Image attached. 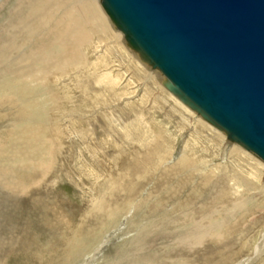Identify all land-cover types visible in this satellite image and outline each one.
I'll return each instance as SVG.
<instances>
[{"label":"rangeland","instance_id":"obj_1","mask_svg":"<svg viewBox=\"0 0 264 264\" xmlns=\"http://www.w3.org/2000/svg\"><path fill=\"white\" fill-rule=\"evenodd\" d=\"M20 1L22 0H0V89L3 90L4 87L13 84L12 87L17 86V93H20L16 96L19 103L14 99L13 102L9 101L0 105V143L4 142L9 134H17L22 127L20 125L27 123V119L34 116L33 118L39 121L38 123L42 125L43 130L46 131L47 126L48 131L46 132L49 134L50 143H52L53 162L49 169L50 172L48 171L46 176L42 178L45 182L43 184L40 182L38 186L34 184L26 191L7 190L2 186L3 183H0V262L4 264H44L47 259L43 262L42 258H47L48 254L44 251L46 255H43L42 258L33 256V251L37 246L32 244H44L43 246H45L49 243L53 245L56 241H59L58 236L63 227L62 222L58 219L62 216L67 221L69 220L71 228L82 223L81 227L85 230L86 226L84 224L88 220L87 212L94 205V194L97 192V187L103 180L102 178L115 179L117 176H123V174H126L125 170L131 168L133 160L134 165L139 159V157H136L137 143H133L129 139H125L128 143H125L124 139L119 140V136L123 135L117 128L108 125L106 118L118 112L128 113L132 117L134 112L132 103L136 102L141 95L147 96L146 102L148 101L147 108L143 109V113L152 107L154 114L162 120V113L167 112L171 105L167 102V97L164 96L166 94L164 88L159 84L161 83L159 80L161 76L154 74L153 69L151 70L149 67H142L143 64L136 61L131 48L133 44L126 37L125 31L122 35L111 27L105 35L100 37L95 35L81 47V52L85 57L82 66L69 67L60 76L50 78L47 86L50 90V96L53 95L51 97L52 108L48 110L50 103L47 102L36 105L38 107L27 105V109L30 110L27 112H31V114H26L23 117L20 113L21 106L29 98L24 93L28 91L36 93L37 98H43L40 99V102L46 101V99L42 95L43 85L41 82L37 79H28L25 75L26 68L23 62H18V59H20L19 54L24 53L28 45L24 43L21 47L17 46L15 50L11 46V40L14 37H18L20 40L22 37L25 38V30L22 31V26L26 22V17L24 11L19 7ZM29 21L34 28L41 24L37 20ZM12 26H18L21 32L15 34ZM50 29L48 25H44V29L38 28L31 36L32 41L30 43L33 44L34 40L41 35L44 44H48L53 38V32ZM151 66L156 69L157 73H161L154 63H151ZM99 72H106L112 78H117L118 85L113 92L105 91L106 93L104 92L103 96H100V99L98 98L96 101L92 99L96 88L87 79L89 74ZM20 91H24L23 95ZM30 95L33 96V93ZM152 100L153 102H151ZM127 102H131V104L125 106ZM197 111L201 113L199 110ZM147 114L149 115V113H144V116L148 117ZM201 116L211 120L204 113ZM196 117L191 121L188 120L190 121L189 126H186L183 134L187 136L195 133L199 141H202L200 148L182 150L180 142L183 138L181 135H178L174 142L161 136L160 139L163 143H157V145H161L159 152L163 156L158 162L185 153L184 155L187 156L190 165L195 167L196 171H190V166L185 168L187 170L174 179V182H180L176 192L167 195V197L151 195L149 198L150 200L154 199L153 202H147V205L140 204L138 201L145 198V194L152 189L155 174L161 167L158 166V168L155 164L154 171L146 176V181L143 180L139 190L133 193L134 202L130 204L128 198L124 201V204L117 205L118 207L121 205L118 208L119 211L116 212L117 214L114 213L112 219L108 218L102 224L93 221L94 224L100 225L97 226L96 234L91 235L86 252L92 255L103 241L107 246L101 254L102 257L97 258L96 262L93 261V264H109L114 257L125 256L131 252L138 257L151 259L149 263L153 264H180L183 259L179 257H182L186 251L193 250L190 246H194L195 250H199L203 244L208 243V240H213L214 244L212 245L214 246L224 244L227 247L219 249L215 264H264V175H260V172L257 171L259 168L253 162L234 150L232 145L234 143L238 144V142L232 141L227 132L225 141L205 137L204 131L199 126L197 127ZM37 120L34 121L37 122ZM172 121L174 124L177 119L172 118ZM149 123L151 124L149 128L154 134H161L157 125L150 121ZM198 124L202 125L201 123ZM104 125L108 127V130L103 127ZM167 142L170 144H167ZM240 146H244L243 149L247 148L244 144ZM248 150L251 151V149ZM257 156L263 160L259 154ZM112 160L117 161L120 172L118 170L108 172V165ZM213 166L218 167L225 183L222 196L221 190H219L208 200H215L214 205L226 201L225 205L230 207L232 206L231 202H235L237 197L244 196L249 208L238 212L237 217L230 214V218L237 221L232 230L229 228L225 241L222 235L205 236L204 240L199 238L196 245H188L184 240L193 235L199 236V233L194 232L191 229L193 225L187 223L186 218L180 216L181 211L188 210L185 207L186 204H181L179 208V205L177 207V205L171 203L176 199H178L177 201L188 200L191 202L189 206H194L191 215L195 220L208 213L213 206L206 207L204 211L200 209V204L195 205V203L199 201L198 199H206L210 192L205 191L203 195L201 191L197 193L196 186L194 187V193L190 190L193 189L192 182L199 174H205L207 181L216 180L217 175L212 170ZM36 174L35 171L31 174L32 180L37 177ZM258 177H261L263 182L257 180ZM243 179L251 183H248L249 189L234 193L233 182H243ZM158 190L161 193L165 192V189ZM254 190L257 191L253 192ZM135 204L136 207H134ZM216 208L221 210L219 216H215V221L218 223L222 221L221 218H226L228 211L221 208V205ZM186 228L188 229L187 232ZM54 229L59 232L56 233L57 230L54 231ZM221 229L217 232L219 233ZM138 235H141V237L138 238ZM13 236L16 240L13 239ZM18 236H22L26 240H23L22 243H30V252L12 254L15 250L1 247L4 240H7L6 238H12L17 242ZM200 240L202 243H200ZM140 244L143 245L144 251L142 249V252H137L139 248L136 246H140ZM186 245L188 246L185 247ZM59 251L60 249L57 252ZM62 253L61 251V255L53 259L60 260L63 264H86L82 260L85 256L82 253V256L73 257L71 263H67L66 256ZM193 255V253L187 254L185 258L189 259ZM47 262L50 264L49 259L45 264ZM197 263L203 264L204 258L203 260L199 259Z\"/></svg>","mask_w":264,"mask_h":264},{"label":"bare ground","instance_id":"obj_2","mask_svg":"<svg viewBox=\"0 0 264 264\" xmlns=\"http://www.w3.org/2000/svg\"><path fill=\"white\" fill-rule=\"evenodd\" d=\"M19 7H21L20 9L24 11L26 17V22L22 26V31L25 30V34L23 33L25 35V38L22 37V39L20 40L18 37H14L11 40V46L15 50L17 46L21 47L24 43L28 45L27 49H25V52L19 54L20 59H18V62H23V65L26 68L25 75L28 79H37L41 82V84L43 85L42 95L45 96L46 99V101L40 102V99L43 98H37L35 96L36 93L29 91L24 93V95L26 94L29 97L26 100L25 104L21 106L22 108L20 110L21 115L25 117L26 114H31V112H27L30 111L27 109V105L36 106L45 104V102H47L48 104L50 103L48 110L52 108L51 97L53 95L50 96V90L47 86L50 78L54 76H60V74L65 72L66 69L69 67L82 66L84 64L85 57L81 52V47L84 44L88 43L92 37H94L95 35H98L99 37L101 35H105L108 30L110 31L109 28L111 27L114 28L113 30L120 32L122 35H124V32L119 27L117 21L109 14L101 0H22L19 3ZM29 20H37L41 22V24L34 28ZM44 25H48L51 28L50 30L53 32V38L50 40V42L45 45L44 39L40 35V37H36L37 39L34 40L33 44L32 42L30 43V41H32L31 36L37 31L38 28L44 29ZM12 27L15 34L21 32V29L18 26ZM131 48L136 61L143 64L142 67H149L151 68V70L153 69L154 74L161 76V78H159L161 83L159 84L165 90L164 93L166 94H164V96L167 97V102H169V104L171 105L170 109H168L167 112L165 111V113H162L163 120L154 114V109L152 107L148 108L151 110V112L150 110H148L149 112H144L145 114L149 113V115L147 114L148 117H146L144 116L143 109L147 108L148 105V101L146 102L147 96L141 95L136 102L134 101L132 103V107L134 110L132 117H130L128 113L124 114L125 112H118L117 114H113L109 118H106V122L108 123V125L117 128L121 135H123L119 136V140L124 139V142L128 143L125 139H129L130 141L132 140L133 143H137L138 151L136 153V157H139V159L137 161L135 160L136 162L134 165L133 160V167L131 166L130 169L127 168L125 170L126 174H123V176H117V174L114 175L117 176L115 177V179H111L108 177L102 178L103 180L98 185L97 192L94 194V205L92 206L90 211L87 212L88 220H86L84 224V226H86L85 230L81 227L82 223L81 225H77L71 228L69 226L71 224L69 223V220L67 221L62 216L60 219H58L62 222L63 227L62 232L59 233L58 236L59 241H56L53 245L49 243L45 246H43L44 244H32L33 246H37V248L33 251V256H40L42 258L43 255H46V253L48 254L47 258H42L43 262L45 259H49L50 264H63L60 260L53 259L58 255H61V251L63 252L62 254L66 256L65 260L67 261V263H71L72 258L75 256L79 257L81 253L82 255H85L82 260L86 264H93L94 262H96L97 258L99 259L100 257H102L101 254L107 248L104 241L99 247L97 246L98 248L94 250L92 255L86 252L88 250V244L90 243V237H92L91 235L94 236V233L96 234L100 225L94 224L93 221L102 224L105 220H108V218L112 219L114 213L115 215L117 214L116 212L119 211L118 208L121 206L120 205L118 207L117 205L122 203L124 204V201L128 198L130 204L134 202L133 193H136V191L139 190L140 185L143 183V180L146 181V176H149L150 172L154 171V168H156L154 167L155 164L157 167H161H158L159 170H156L157 173L154 172L156 174L153 187L147 194H145V198H141L138 202L140 204H146L147 202L149 203L154 201V199L150 200L149 196L151 195H160L167 197V195H171L172 193L176 192L178 190V187L180 186V182H174L175 177L186 171L187 169L185 168H188L189 166L191 167L190 171L194 170L195 172L196 169L195 167L190 165L187 156L184 155L185 153L181 154L180 156H173V158L169 157L164 161L158 162L163 156L159 152V150L161 149V145H157V143H163V141L160 139L162 138L161 136L168 138L171 142H174L176 141L177 136L181 135L183 138V140L180 142L182 150L188 148H200L199 146L202 141H199L198 136L195 133L194 135L188 134L187 136L183 134L186 126L188 125V123H190L191 120H193V118H195V116H197L196 121L202 124L200 125L196 122L197 127L199 126L200 129H202L206 135L203 136L216 138V140L219 141H225L227 132V135L230 136L232 141L234 140L235 142H238V144L234 143V145H232L234 150L237 151V153H239L243 157L247 158V160L253 162V164L259 168V170L257 171L260 172V175H264V159L262 160L259 158V156H257V154L259 153L256 150L245 144L242 140L236 139L234 132L222 126V124L211 118L203 110L197 108L194 103H192L190 99H188L184 94L175 90L174 85L167 78V76L161 70H159L161 73H157L156 69L151 66V63H153L152 60L146 55V53L140 46L133 44V47ZM87 80L89 82H92V84L96 88V92H93L95 94L94 98H92L94 100L98 99L100 96H103V93L105 91L113 92V90L118 85L117 78H112L111 75L106 72L89 74ZM12 85L9 87H4L3 90L0 89V105L5 104L9 101L13 102L14 99L16 102L18 101V98L16 97L18 94L17 86L14 88L12 87ZM23 92H21L22 95ZM32 93L33 96L30 95ZM151 102H153V100ZM130 104L131 102H127L125 106H129ZM23 107L25 108V110ZM197 110H199L202 114L204 113L211 120L203 118L201 116L202 114L198 113ZM33 117L34 116L28 118L27 123L20 125L22 127L17 133L18 135L14 133L13 135L9 134L7 139H5L4 142L0 143V183H3L2 186L7 188V190H15V192H22L33 187L34 184H37V186L40 182H42L43 184L45 180H43L42 178L46 176L47 172L51 168L53 162V152L52 143H50L49 141V134L46 132L48 131L47 126L46 131L43 130L42 125L38 123L39 121L37 119H34ZM172 118L177 119L174 124L172 123ZM33 119L37 120V122ZM148 120L153 124L157 125V127L161 131V134H154L150 130L151 128H149V125L151 124ZM103 127L108 130L107 126L104 125ZM212 133H214L215 135H213ZM131 135L134 137H132ZM239 142L244 144L247 148L243 149L242 147L244 146H240L242 144H240ZM168 143L169 142H167V144ZM164 146L163 148L165 149ZM248 149H251V151L257 154L255 155ZM225 159L227 160V158ZM157 162L159 163V165ZM117 165V161L112 160L111 163L108 165V172H116V170H118ZM212 170L216 172V180L207 181L205 174H199L192 182L191 185L193 189L190 190L194 193V187L196 186V192L198 191L197 193L201 191L203 195L205 191L210 192L206 199H198L199 201H196L195 203V205L200 204V209H203L204 211L206 207L213 206L208 213L203 215L200 219L195 220L193 218V215H191L192 208H194V206H189L191 205V202H189L188 200L177 201L178 199H176L175 201L173 200V203H171L172 205H177V207L179 205V208L181 207V204H186L185 207L188 208V210L181 211L182 213L180 214V216L186 218L187 223L193 225L191 229L194 232L199 233V236L193 235L187 237V239L184 240L188 245H196L199 242V238H201V240H204L205 236L213 237L222 235V238L225 241V236H227L230 229L232 230L235 227L237 221L234 218L231 219L230 217H237L238 212L248 210L249 208V204L245 200L244 196H240V198L237 197L235 202H231L232 206L230 207L225 205L227 203L226 201L220 202L221 204L219 205H221V208L227 210L228 212H225V219L221 218L222 221L218 223L215 221V216H219L218 214L219 212H221V210L219 208H216L219 205H214L215 200L210 201L208 200V198L213 197L219 190H221L222 196L225 179L224 177H221L222 173L219 172L217 166H213ZM34 171L37 172V177L32 180L31 174L34 173ZM257 180L263 182L261 181V177H258ZM248 183H250L248 180H244L243 182H233L234 193H240L249 189ZM158 189H165V192L161 193ZM255 191L257 190H254L253 192ZM134 207H136V204ZM220 228L222 229L218 233L217 231ZM56 230L54 229V231ZM58 230L56 231V233L59 232ZM187 231L188 229L186 228V232ZM70 233L71 235L69 236ZM137 237L139 238L141 237V235H138ZM6 239L8 241L4 240V242L1 244V247L4 249L11 248L12 250H15L12 252V254H25L30 252V243H22L23 240L26 241L24 237L18 236L17 242L14 241L16 240V238L14 239V236V240H12V238ZM201 240L200 243H202ZM212 244H214V241L208 240V243L206 245L203 244L199 250H195L194 246H190L193 250L186 251V253H184L182 257H179L183 259L180 264H199L197 263V261L199 259L203 260V258V264H215L217 261L216 255L218 254L219 249H225L227 247L224 244H218L215 246ZM188 245H186L185 247H187ZM136 247L139 248L137 252L143 249L142 244H140V246L137 245ZM59 249L60 251L57 252ZM44 251L46 253H44ZM191 253H193L194 255L191 258L186 259L185 255ZM150 260L138 257L134 255L133 252H131L125 256L114 257L111 262H109V264H153L149 263ZM170 260L172 261L173 259ZM0 264L4 263L0 262ZM46 264H49V262H47Z\"/></svg>","mask_w":264,"mask_h":264},{"label":"water","instance_id":"obj_3","mask_svg":"<svg viewBox=\"0 0 264 264\" xmlns=\"http://www.w3.org/2000/svg\"><path fill=\"white\" fill-rule=\"evenodd\" d=\"M194 105L264 159V0H101Z\"/></svg>","mask_w":264,"mask_h":264}]
</instances>
